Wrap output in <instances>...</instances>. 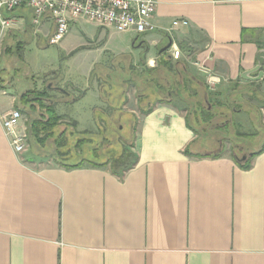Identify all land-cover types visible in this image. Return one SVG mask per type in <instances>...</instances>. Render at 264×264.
Wrapping results in <instances>:
<instances>
[{"label":"crops","instance_id":"obj_1","mask_svg":"<svg viewBox=\"0 0 264 264\" xmlns=\"http://www.w3.org/2000/svg\"><path fill=\"white\" fill-rule=\"evenodd\" d=\"M4 18L19 22L1 42L0 70L10 67L1 60L11 56L12 44L29 29L47 43L55 31L48 14L34 25L26 5ZM176 20L186 24L172 28ZM154 22L157 28L144 34L117 32L85 19L71 20L69 30L83 23L104 38L122 33L115 52L134 69L158 68L167 54L178 65L187 61L188 72L207 87L199 66L211 69L220 78L216 89L208 87L213 105L214 97L232 98L236 87L264 82L241 78L257 65L264 48V0H158ZM170 41L172 47L162 52ZM172 48L185 60H173ZM93 72L79 81L53 72L60 73L58 80L47 88L57 112L85 100L92 116L99 112L105 95ZM39 80L0 76V115L17 108L31 88H41L45 82ZM123 86L126 112L132 98ZM216 104L220 115L233 108L231 101ZM136 117L137 157L125 171L88 163L72 169L42 166L30 144L15 153L0 124V264H264V149L250 159L248 169L232 151L187 155L200 138L173 100L158 101Z\"/></svg>","mask_w":264,"mask_h":264},{"label":"rangeland","instance_id":"obj_2","mask_svg":"<svg viewBox=\"0 0 264 264\" xmlns=\"http://www.w3.org/2000/svg\"><path fill=\"white\" fill-rule=\"evenodd\" d=\"M2 14L4 17L18 15V8L14 11H7L4 8ZM81 24H75L70 27L66 35L67 39L62 46L49 45L44 38L41 39L36 33H33V29H29L27 34H23L24 36H21L20 39H17L18 41L15 40L12 44L13 48H10L13 50L11 56L6 54L3 56L1 64H6L9 61L10 67L7 69L2 67L0 76L6 79L13 73L23 78L27 76L31 81L40 82L39 79L44 80L45 84H42L41 88L35 86L18 99L17 108L21 109L23 114L21 121L25 122L26 126L29 121L28 114L31 113L35 116L36 113H33L27 103L34 100L37 93L46 89L49 91L47 86L52 80H58L60 73L70 80L79 81L89 75L93 69V82L97 84L98 88L102 84L106 85L107 88L112 83L118 85L126 84V89L132 98L125 105L126 112H123V110L114 111L110 102L107 101L108 94L105 97V102L101 103V109L98 110L99 112L95 116H92L93 114L90 112L91 109L89 104H87V100L77 106L67 105L60 108L59 112H57L62 116L61 121L64 124L70 125L71 128L76 130L75 137L77 140L79 138L89 139L88 141L84 140L80 144L81 149L92 148L94 145L101 143L102 148L117 144L116 146L118 147L116 149L111 148L119 152L123 149L129 151L128 157L117 167L118 169L124 168L130 166L137 157L134 149L136 116H141L144 109L140 101L136 100L135 97V95L138 97L136 84L140 81L139 72L144 73V70L148 67L143 66L141 70L134 69L130 67L129 60L124 61L122 54L117 55L115 51L120 45L122 33L115 32L111 38L107 34L104 38L103 35L105 34L96 33L93 25ZM7 47L5 46L6 49ZM6 49L2 52L6 53L4 52ZM181 59L185 60L183 56L177 60ZM185 63L176 64L178 66L175 67L178 70L181 69L183 74H177L176 72L173 75L176 76L174 78L176 80V90H169L164 97H171L176 105L183 108L191 123L198 129L200 139L195 150L202 154L205 151H232L233 155L240 158L243 154L247 155L260 149L264 145V82L259 85H253L251 88L236 87L233 89V97L229 100L228 98L215 99L214 97L216 101L214 105H217L215 107L203 101L201 105L202 114L201 109L199 113L196 110L198 109V98L191 82L196 77L188 72L189 63L187 61ZM53 72L60 73L54 75ZM182 82L184 83L182 84ZM116 93L117 91L113 94L116 95ZM49 94H47L49 98L45 97L48 105L51 104ZM113 94L110 95L114 96ZM21 97H24V100ZM201 100H203L202 97ZM219 100L226 101V103L228 101L233 102V108L229 113L230 116L224 113L223 115L216 113L220 109V106L216 104ZM129 110L135 111L136 114L127 113ZM208 110L211 111L210 113H216L212 119L209 118L211 114L207 113ZM36 116H38L37 113ZM92 117L93 119H91ZM76 118L79 123L75 122ZM94 118L96 121H94ZM229 122L230 125L228 124ZM50 154L48 151H42V155L39 156L42 158L40 159L42 166L59 164Z\"/></svg>","mask_w":264,"mask_h":264},{"label":"trees","instance_id":"obj_3","mask_svg":"<svg viewBox=\"0 0 264 264\" xmlns=\"http://www.w3.org/2000/svg\"><path fill=\"white\" fill-rule=\"evenodd\" d=\"M160 63L162 64L160 67H148L144 70V73L139 72L138 74L140 78V81L136 84L138 87V98L145 112H149L154 104L158 101L171 102V97H164V95L165 93H168L169 90H176V80H174L176 76L173 75L176 72L177 74H183L181 69L178 70L175 67L178 65L173 63L172 58H170L167 54L164 55ZM191 82L193 83L192 87L195 90V94L198 98V109L196 110H198L199 113L201 109V113L203 114V109L201 107L203 101L213 105L210 92L208 91V87L202 81L193 79ZM183 83L184 82H182V84ZM102 89L103 96L105 95L104 98L108 94L107 101L110 102L113 110L122 111V106L125 102L124 97L121 96V91H124L123 84L118 85L112 83L108 88L106 85L102 84ZM115 91H117L116 95L113 94ZM47 94L48 90L46 89L43 92L37 93V96L34 98V100L27 103L29 104V108L33 111V113L36 112L38 115L36 116L35 113V116H33L31 113H29V121L27 124L28 140L30 141L29 143L31 148L36 154L42 155V151H48L51 153L50 155L53 156L55 160L59 162V164H61V166L69 169L79 168L87 163L97 167H105L110 165L115 171H125L133 166L136 159L130 166L120 169L117 168L118 165L121 164L122 161H124L129 155V151L125 149L120 152L115 151L114 149L118 147L116 146L117 144H111L107 148H102V144L100 143L99 145H94L92 148L81 149L80 144L84 142V140L88 141L89 139L79 138L77 140L75 137L76 130L71 128L70 125L69 127L67 124H64V122L61 121L62 116L57 113L54 104L48 105L45 101V97L49 98ZM110 94H113L114 96H111ZM201 97L203 100H201ZM21 99L24 100V97H21ZM148 103L151 104L148 105ZM210 112L211 111L208 110L207 113L209 114ZM222 112L220 113L222 114ZM216 113L219 114V112ZM216 113H210L211 115L209 118L212 119L214 117L213 115ZM189 126L192 128L190 123ZM193 130L195 133L199 134L196 127L193 128ZM193 149L194 148H187L185 153L191 156L204 157L203 154L198 153L197 151L194 153ZM263 149L264 147L258 151L252 152L251 157L245 162L239 161L236 155H234V157L241 167L248 169L250 167V159L261 153Z\"/></svg>","mask_w":264,"mask_h":264},{"label":"built area","instance_id":"obj_4","mask_svg":"<svg viewBox=\"0 0 264 264\" xmlns=\"http://www.w3.org/2000/svg\"><path fill=\"white\" fill-rule=\"evenodd\" d=\"M26 5L33 12L32 22L39 25L44 15H50L55 22V31L48 37L49 45H59L69 32L71 20L85 19L99 23L117 32L134 31L144 34L154 31L157 27L154 16L158 0H0V45L6 32L18 25L16 18H4L2 10L8 11ZM185 21L176 20L173 27L185 25ZM173 59L180 58L179 49H171ZM206 83L210 89H216L220 78L215 73L200 65ZM23 114L18 108L0 115L3 126L15 153L25 152L29 146L27 131L21 124Z\"/></svg>","mask_w":264,"mask_h":264},{"label":"water","instance_id":"obj_5","mask_svg":"<svg viewBox=\"0 0 264 264\" xmlns=\"http://www.w3.org/2000/svg\"><path fill=\"white\" fill-rule=\"evenodd\" d=\"M173 45V42L170 41L163 49L162 52L169 50ZM264 65V48L260 49L257 55V65L253 69L245 70L241 74V78L251 81H259L264 78V71L262 69ZM256 76H253V74H256ZM59 90L68 93L65 89L59 88ZM247 155L243 156L242 158L238 157V160L243 162L247 160Z\"/></svg>","mask_w":264,"mask_h":264}]
</instances>
